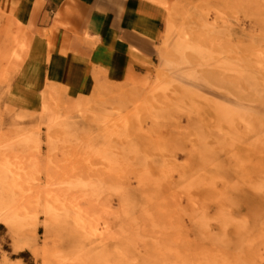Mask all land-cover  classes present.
<instances>
[{"label": "rangeland", "instance_id": "rangeland-1", "mask_svg": "<svg viewBox=\"0 0 264 264\" xmlns=\"http://www.w3.org/2000/svg\"><path fill=\"white\" fill-rule=\"evenodd\" d=\"M160 11L150 60L72 85L0 8V264H264V0Z\"/></svg>", "mask_w": 264, "mask_h": 264}, {"label": "crops", "instance_id": "crops-1", "mask_svg": "<svg viewBox=\"0 0 264 264\" xmlns=\"http://www.w3.org/2000/svg\"><path fill=\"white\" fill-rule=\"evenodd\" d=\"M163 0H0L31 32L29 59L52 83L118 79L151 59Z\"/></svg>", "mask_w": 264, "mask_h": 264}, {"label": "bare ground", "instance_id": "bare-ground-1", "mask_svg": "<svg viewBox=\"0 0 264 264\" xmlns=\"http://www.w3.org/2000/svg\"><path fill=\"white\" fill-rule=\"evenodd\" d=\"M249 27H250V29H254V28H256V27H258V26H260V24H257L256 22L254 23L253 21H251V22H249ZM258 25V26H257ZM264 34V33H263ZM263 36V35H262ZM239 41L240 40H238V43H239ZM242 41H245V39H243ZM246 44V43H245ZM245 44L244 43H242L241 42V45H240V43H239V48L241 49L240 51L243 53V46H245ZM244 55V54H243ZM246 68V66L245 65H242L241 67H237L236 69H237V74L240 76V78H243L244 77V75H245V73H244V70H246L247 71V68ZM225 70H222V71H218L219 73H223ZM252 74V71H250L249 72V74H248V76H250ZM246 75H247V73H246ZM237 97H239L240 99H242V100H247V101H249V100H252V98H255V95L254 94H250V93H247L246 91H244V90H241L240 91V94H237L236 95ZM259 100H260V105H261V109L260 108H258V107H254V106H249V110L251 111V112H264V97H262V98H259Z\"/></svg>", "mask_w": 264, "mask_h": 264}]
</instances>
